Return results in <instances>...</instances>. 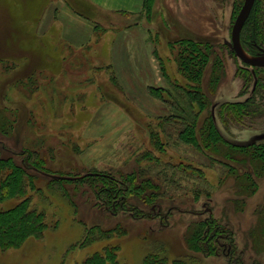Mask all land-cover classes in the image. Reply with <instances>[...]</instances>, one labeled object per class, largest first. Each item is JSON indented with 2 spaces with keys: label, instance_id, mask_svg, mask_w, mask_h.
I'll use <instances>...</instances> for the list:
<instances>
[{
  "label": "rangeland",
  "instance_id": "obj_1",
  "mask_svg": "<svg viewBox=\"0 0 264 264\" xmlns=\"http://www.w3.org/2000/svg\"><path fill=\"white\" fill-rule=\"evenodd\" d=\"M63 1L0 0V157L21 165L30 150L42 168H27L31 185L0 200V210L27 198L46 225L39 236L0 248V264H86L113 245L120 264L149 256L158 264H264V158L247 159L264 145V67L241 62L230 40L243 0H148L127 17L91 7L85 12L102 27L79 50L59 40L56 17L44 25L48 9ZM255 11L264 47V0ZM179 48L186 66L203 63L196 83L178 68ZM149 86L164 88L167 101ZM194 90L204 101L192 104L195 134L213 113L223 146L204 151L178 139L175 107H186ZM130 173L137 177L122 207L100 188L111 185L106 174L125 180ZM208 218L222 227L211 254L193 232ZM114 227L120 232L104 237Z\"/></svg>",
  "mask_w": 264,
  "mask_h": 264
},
{
  "label": "trees",
  "instance_id": "obj_2",
  "mask_svg": "<svg viewBox=\"0 0 264 264\" xmlns=\"http://www.w3.org/2000/svg\"><path fill=\"white\" fill-rule=\"evenodd\" d=\"M148 0H144L143 2V9H146L145 7ZM67 2V1H66ZM258 0H255L254 5L244 23V26L242 28L241 34H240V41L244 49L248 50L249 52H253L252 49L255 48L254 44H258L256 41L257 33L255 30V9L257 7ZM69 5V4H68ZM72 10H74L77 14L80 16L90 20L94 25V30H97V28H100V22L97 19V16L91 15L90 13H86V10L91 9L93 7L97 10V8L88 2L87 0H73L72 1ZM44 6H42L41 9H43ZM79 8V9H75ZM40 9V11H41ZM93 14V13H92ZM193 48V52H197V59H200L199 54V48L197 45L192 42L189 43ZM57 53V52H56ZM55 53V54H56ZM183 54L182 48H179L178 50V56L180 57L179 60H181V63L179 64L178 68H182L184 71L191 72L190 75L192 82H197V80L200 77V71L202 68L203 63L201 62V65L198 63H189L188 66H186L184 57H181ZM205 56V55H204ZM177 60V62L179 61ZM183 60V61H182ZM193 60V59H192ZM200 62V60H199ZM184 64V65H183ZM196 89H198V85L195 86ZM164 88H158L149 86L148 92L153 97H159L164 102L167 101L166 98L162 97V92ZM199 90H194L193 93H186L187 94V106L186 107H175L177 110V113L174 114L173 118H176L177 122H180L182 124L181 130L178 132V139L182 142L191 143L193 145H196L197 148L202 149L204 151L206 150H212L214 147H220L223 146V142H221V138L218 136L215 130H213V127L211 125V117L209 115V120H206V123L204 125H201L197 133L195 134V123L197 120V112L192 113V104L195 102L197 105L204 104L203 99H201V94L198 92ZM199 93V94H197ZM214 117V114L211 115ZM168 118H165L167 121ZM0 131L6 132L3 129V126L0 127ZM155 135L154 131L151 133V137ZM220 142L221 145L217 144ZM243 148V147H238ZM236 148V149H238ZM262 148V147H261ZM257 149V153L254 154V158H264V147L262 149ZM256 150V149H255ZM34 152L30 150H25L23 152V159L21 162V165L16 164L13 159L10 157H0V200H5L9 197L15 196V195H23L25 187L28 185H31V181L33 180V176L30 174H27L26 169L31 168L34 170H42V168L39 167L38 164L31 161L35 158ZM34 156V157H33ZM34 163V164H33ZM104 176V175H103ZM87 178H90V176H86ZM104 177L108 178V180L111 181V185H105L100 188L102 192L107 194L108 196H111L113 203L116 204L120 200V202L123 203L121 205L124 206L126 200V194L130 193L132 189V180H135L137 175L135 173H130L125 175V180L118 179L115 177H111L110 175H105ZM84 178V177H83ZM52 181H59L62 182L61 179H52ZM150 187V184L142 185L144 187ZM137 188V187H136ZM135 188V189H136ZM151 188V187H150ZM120 209H123V208ZM135 210V208L133 207ZM200 225H202L203 229H200L198 225H195L196 227L193 229V232H198L200 235L197 237V247L200 249L201 252L205 254H211L213 253L215 247H212L211 240H213L214 233L219 231H222V227L215 226L212 218H208L203 220ZM45 222L43 221V215L41 213L35 212L34 209H31L28 207V199L23 198L21 201L17 202L16 204L12 205L11 207L0 210V248H9L14 247L19 244H21L26 238L32 237V236H39L43 229L45 228ZM95 228L96 226L93 225L91 228L86 230L87 235L90 233L92 228ZM198 229V230H196ZM203 230V231H202ZM112 232L119 233L120 231L117 229V227L107 229L105 231H102L104 234V237H109ZM203 234V235H202ZM85 236L82 241L79 242L80 246L86 243L88 240V236ZM202 235V236H201ZM206 237H208L206 239ZM201 242V243H200ZM117 246H105L102 249V252H95L91 256H89L85 263L86 264H120L119 260L117 258ZM160 260V259H159ZM157 260L155 257H145L143 264H158L160 261ZM164 264V263H162ZM171 264H190L189 261L183 259V258H176L174 259Z\"/></svg>",
  "mask_w": 264,
  "mask_h": 264
},
{
  "label": "crops",
  "instance_id": "obj_3",
  "mask_svg": "<svg viewBox=\"0 0 264 264\" xmlns=\"http://www.w3.org/2000/svg\"><path fill=\"white\" fill-rule=\"evenodd\" d=\"M87 1L93 4L100 12H105L118 16L121 15L125 17L137 14L142 9L144 2V0H87ZM63 2L65 3L64 7H59V5H55V6L53 5L52 9H48L50 15H48L47 21L44 23V25L45 27H49L53 23L52 21H55V19L59 20V22L61 23L59 25L60 28L59 40L63 41L64 46L67 47L76 46V48H78L79 50L84 46V43H86L84 39L85 35H91L92 32L96 30H94L93 27L94 24L90 20L80 16L76 12L68 11L70 9L66 5V0H64ZM62 9L63 11H61ZM58 10H60V12H57ZM61 46L63 45L61 44ZM116 50L117 49H114V54L112 59H115L116 56L118 57V51ZM135 60L137 61V59ZM141 69L142 68H140V70ZM131 74L132 72L128 73V76H131Z\"/></svg>",
  "mask_w": 264,
  "mask_h": 264
},
{
  "label": "water",
  "instance_id": "obj_4",
  "mask_svg": "<svg viewBox=\"0 0 264 264\" xmlns=\"http://www.w3.org/2000/svg\"><path fill=\"white\" fill-rule=\"evenodd\" d=\"M255 0H244L243 4L233 22L231 28V48L234 51L235 55L244 63L251 66H264V54L259 55H250L242 47L240 42V32L243 27L244 22L246 21L251 8ZM53 178H62L57 175H49Z\"/></svg>",
  "mask_w": 264,
  "mask_h": 264
},
{
  "label": "flooded vegetation",
  "instance_id": "obj_5",
  "mask_svg": "<svg viewBox=\"0 0 264 264\" xmlns=\"http://www.w3.org/2000/svg\"><path fill=\"white\" fill-rule=\"evenodd\" d=\"M244 1V0H243ZM255 2V1H254ZM242 4H243V2H242ZM253 5H254V3H253ZM242 6V5H241ZM253 7V6H252ZM241 8V7H240ZM252 9V8H251ZM240 10V9H239ZM239 12V11H238ZM245 23V22H244ZM233 25V24H232ZM243 26H244V24H243ZM232 28V27H231ZM243 28V27H242ZM241 31H242V29H241ZM240 34H241V32H240ZM241 42V41H240ZM242 45V44H241ZM254 46H255V49L258 51V53H250V55H259V54H264V47L263 46H261V45H259V44H254ZM243 47V46H242ZM244 49V48H243ZM246 51V50H245ZM247 52V51H246ZM248 53V52H247ZM239 59V58H238ZM240 60V59H239ZM241 61V60H240ZM242 62V61H241ZM244 63V62H243ZM244 64H246V63H244ZM246 65H248V64H246ZM249 66H251V65H249ZM251 67H264V66H251ZM264 144V143H263ZM263 148L264 147V145H260V148ZM261 148V149H262ZM254 151V150H253ZM253 151H248L250 154L247 156V159H254V157H253V155L254 154H257V153H261V151L260 152H253ZM261 158V157H260ZM259 160H262V161H264V159H259Z\"/></svg>",
  "mask_w": 264,
  "mask_h": 264
}]
</instances>
